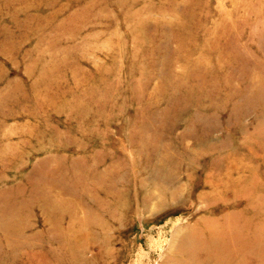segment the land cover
<instances>
[{"label":"rangeland","instance_id":"obj_1","mask_svg":"<svg viewBox=\"0 0 264 264\" xmlns=\"http://www.w3.org/2000/svg\"><path fill=\"white\" fill-rule=\"evenodd\" d=\"M30 1L0 20V264H264V0Z\"/></svg>","mask_w":264,"mask_h":264},{"label":"bare ground","instance_id":"obj_2","mask_svg":"<svg viewBox=\"0 0 264 264\" xmlns=\"http://www.w3.org/2000/svg\"><path fill=\"white\" fill-rule=\"evenodd\" d=\"M6 2H8L9 4H12L13 6L15 5L16 7H14L13 9H10V10H8V9L4 10L3 13H1V11H0V20L5 19L6 17H9L11 20L14 18L12 16L13 13L21 12V11L25 12L26 8H28L31 5L30 0H0L1 9H5V8H2L3 5H4V7H5V5H8V3H6ZM6 35H7V33H0V36H6ZM231 236L229 237L228 233H223L221 235L219 233V231H215V234L211 235V240H212V242H214V245H211L210 249L206 248L205 252H207V255H206L207 257L202 258V262H204V260L208 259L211 255H214V248H215L216 244H219L220 250L227 248L228 239L230 241H232V239H233V238H231ZM199 257L200 256H197V255L195 256L196 259H200Z\"/></svg>","mask_w":264,"mask_h":264}]
</instances>
